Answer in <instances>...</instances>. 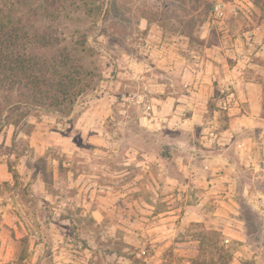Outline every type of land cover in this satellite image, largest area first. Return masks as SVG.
<instances>
[{"label": "rangeland", "instance_id": "obj_1", "mask_svg": "<svg viewBox=\"0 0 264 264\" xmlns=\"http://www.w3.org/2000/svg\"><path fill=\"white\" fill-rule=\"evenodd\" d=\"M226 2L217 22L208 0H0V18L56 36L91 73L66 114L20 128L0 92V264H264V125L248 124L264 0ZM160 47L186 61L209 49L246 97L229 96V116L234 90L216 79L209 130L148 127L141 83ZM201 234L218 240L206 252Z\"/></svg>", "mask_w": 264, "mask_h": 264}, {"label": "trees", "instance_id": "obj_2", "mask_svg": "<svg viewBox=\"0 0 264 264\" xmlns=\"http://www.w3.org/2000/svg\"><path fill=\"white\" fill-rule=\"evenodd\" d=\"M59 45L56 36L28 32L7 16L0 18V92L9 95L5 98V123L20 128L36 112L66 114L89 88L85 81L91 73L85 72L73 54ZM10 95H14L12 101ZM260 105L259 117L264 120V85ZM8 172L13 173L10 166ZM207 237L201 234L199 238L202 252L218 241L211 243L212 238ZM206 241H210L208 245ZM212 260L210 264H214Z\"/></svg>", "mask_w": 264, "mask_h": 264}, {"label": "crops", "instance_id": "obj_3", "mask_svg": "<svg viewBox=\"0 0 264 264\" xmlns=\"http://www.w3.org/2000/svg\"><path fill=\"white\" fill-rule=\"evenodd\" d=\"M208 50L206 48L200 54L194 55V59L188 61L171 54V51L163 47L155 52L156 67L159 70L144 75L141 83L144 89L142 97L146 99L145 112L150 115V118L144 117L148 127L164 132L177 127L198 129L205 126V129H210L214 121L208 119L205 114L208 112L207 103L212 96V81L220 79L219 85L220 83L230 84L234 90L230 92V96H233V92L237 90L235 83H238L239 72H236L237 66L229 67L226 64L225 77L221 78V65L218 63L222 59L210 55ZM241 93L246 97L241 89L236 95ZM228 110L230 111L228 115L231 116L230 107ZM259 113L260 108L256 106L248 119L250 126L264 125V120L259 117ZM200 138L202 141L205 139L204 136Z\"/></svg>", "mask_w": 264, "mask_h": 264}, {"label": "built area", "instance_id": "obj_4", "mask_svg": "<svg viewBox=\"0 0 264 264\" xmlns=\"http://www.w3.org/2000/svg\"><path fill=\"white\" fill-rule=\"evenodd\" d=\"M211 5V16L214 21H221L225 18L226 14V0H208ZM231 94V93H230ZM227 94V98L223 99L221 102V108L227 110L229 108V96Z\"/></svg>", "mask_w": 264, "mask_h": 264}]
</instances>
